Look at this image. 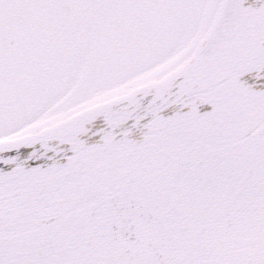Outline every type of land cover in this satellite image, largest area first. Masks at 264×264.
<instances>
[{
  "label": "snow or ice",
  "instance_id": "1",
  "mask_svg": "<svg viewBox=\"0 0 264 264\" xmlns=\"http://www.w3.org/2000/svg\"><path fill=\"white\" fill-rule=\"evenodd\" d=\"M0 264H264V0H0Z\"/></svg>",
  "mask_w": 264,
  "mask_h": 264
}]
</instances>
